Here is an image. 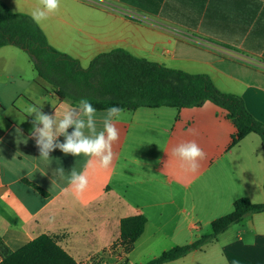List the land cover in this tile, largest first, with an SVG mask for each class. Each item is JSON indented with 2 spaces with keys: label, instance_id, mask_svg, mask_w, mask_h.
I'll list each match as a JSON object with an SVG mask.
<instances>
[{
  "label": "crops",
  "instance_id": "0c3cea01",
  "mask_svg": "<svg viewBox=\"0 0 264 264\" xmlns=\"http://www.w3.org/2000/svg\"><path fill=\"white\" fill-rule=\"evenodd\" d=\"M1 1L12 12L30 16L40 7L39 0ZM68 2L67 11L39 26L52 47L83 68L102 53L123 49L171 69L209 76L223 93L241 96L264 122V0ZM1 54L18 52L4 47ZM69 106L76 107L39 78L0 80V242L11 252L49 235L84 263L120 238L122 219L141 215L147 219L145 231L121 261L146 264L211 234L212 223L232 213L237 200L264 204L262 140L252 133L230 146L235 128L220 108L206 103L122 111L114 120L120 136L112 163L102 169L88 166L83 154L66 155L59 148L50 160L39 157L30 135L35 114L27 115L26 109L41 108L60 119ZM105 116L106 111L96 110L97 131ZM191 140L206 153L195 173L183 171L171 155L173 147ZM58 167L64 169L63 179L53 175ZM73 168L89 179L79 197L69 183ZM164 264H264V213Z\"/></svg>",
  "mask_w": 264,
  "mask_h": 264
},
{
  "label": "trees",
  "instance_id": "16d2710c",
  "mask_svg": "<svg viewBox=\"0 0 264 264\" xmlns=\"http://www.w3.org/2000/svg\"><path fill=\"white\" fill-rule=\"evenodd\" d=\"M140 5L153 0H133ZM8 46L25 51L38 78L52 87L61 99L77 106L87 99L98 111L119 107L122 111L140 108H200L210 103L222 111L235 128L230 146L249 134H257L264 150V122L255 118L241 96L220 91L207 75H193L138 58L123 49L98 55L83 68L80 61L52 47L48 37L30 15L14 13L0 0V49ZM40 190V189H39ZM41 191V190H40ZM264 213V204L241 198L232 213L212 223V233L193 244L175 247L146 264H164L186 256L215 240L246 217ZM144 216L121 220L120 238L102 253L80 264H116L126 257L143 235ZM0 264H78L60 245L59 238L41 235L20 250L11 252L0 242Z\"/></svg>",
  "mask_w": 264,
  "mask_h": 264
},
{
  "label": "clouds",
  "instance_id": "9594fccd",
  "mask_svg": "<svg viewBox=\"0 0 264 264\" xmlns=\"http://www.w3.org/2000/svg\"><path fill=\"white\" fill-rule=\"evenodd\" d=\"M40 7L34 9L31 18L37 24L46 20L50 14L58 11L60 0H39ZM27 115H34L30 135L35 139L40 158L50 160V153L59 148L64 154L89 157L88 166H98L107 169L113 160V144L119 140V129L114 120L120 116L122 109L110 107L103 119V128L97 131L94 119L96 109L87 99H81L76 107H67L60 119L55 115L45 114L41 108L28 107ZM74 130L69 134L68 129ZM87 130V131H85ZM192 134L194 130H190ZM64 136V142H58V137ZM171 155L175 157L180 168L185 172L195 173L200 167V161L206 158L204 150L194 141H185L172 148ZM44 175V174H42ZM53 175L64 178V169L58 167ZM53 182V181H52ZM69 183L77 197L88 187L89 179L86 172L72 169Z\"/></svg>",
  "mask_w": 264,
  "mask_h": 264
},
{
  "label": "rangeland",
  "instance_id": "374dc122",
  "mask_svg": "<svg viewBox=\"0 0 264 264\" xmlns=\"http://www.w3.org/2000/svg\"><path fill=\"white\" fill-rule=\"evenodd\" d=\"M68 7V0H60L58 11L50 15H59L60 12L67 11ZM8 47L18 52V55L9 54L5 57L2 54L0 55V80H38V75L30 62L28 54L17 47Z\"/></svg>",
  "mask_w": 264,
  "mask_h": 264
},
{
  "label": "built area",
  "instance_id": "2783aa9c",
  "mask_svg": "<svg viewBox=\"0 0 264 264\" xmlns=\"http://www.w3.org/2000/svg\"><path fill=\"white\" fill-rule=\"evenodd\" d=\"M123 259H124V258H123ZM123 259H122V260H123ZM120 261H121V260H120ZM122 263H123V261H121L120 263H117V264H122Z\"/></svg>",
  "mask_w": 264,
  "mask_h": 264
}]
</instances>
